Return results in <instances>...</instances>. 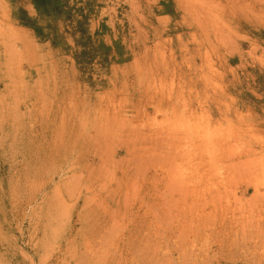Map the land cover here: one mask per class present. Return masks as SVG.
<instances>
[{
	"label": "rangeland",
	"instance_id": "374dc122",
	"mask_svg": "<svg viewBox=\"0 0 264 264\" xmlns=\"http://www.w3.org/2000/svg\"><path fill=\"white\" fill-rule=\"evenodd\" d=\"M68 4L71 22L0 0V264H264V0ZM179 68L198 95L186 88L162 114L143 112L137 102L158 97L155 79L177 82ZM115 107L159 129L160 152L170 143L161 158L152 139L128 155L119 148ZM102 114L104 139L93 136ZM99 150L104 163L91 159ZM226 165L232 186L197 195L189 214L200 223L186 220L187 189L220 183Z\"/></svg>",
	"mask_w": 264,
	"mask_h": 264
},
{
	"label": "bare ground",
	"instance_id": "6f19581e",
	"mask_svg": "<svg viewBox=\"0 0 264 264\" xmlns=\"http://www.w3.org/2000/svg\"><path fill=\"white\" fill-rule=\"evenodd\" d=\"M178 1V0H177ZM178 3V2H177ZM180 3V2H179ZM189 15V14H188ZM202 17V16H201ZM179 38V37H178ZM217 39H219V38H217ZM216 41V40H215ZM221 42V41H220ZM10 47V46H9ZM144 50H145V48H144ZM8 53V52H7ZM160 53V52H159ZM18 54V53H17ZM160 56V55H159ZM170 56V55H169ZM208 57V56H207ZM9 60V59H8ZM9 61H11V60H9ZM154 61V60H153ZM162 61H164V60H162ZM161 61V62H162ZM160 64V63H159ZM150 65H152L151 63H150ZM173 65V64H172ZM156 66H157V64H156ZM159 68V67H158ZM146 69H147V67H146ZM150 71H151V68L149 67L148 68ZM164 69V68H163ZM163 69H162V71H163ZM216 70V69H215ZM177 71V70H176ZM178 71L180 72L179 74H177V77H178V81L177 82H175V78H176V76H175V78L173 79H171V77H169L170 79H162V78H160V79H155V81H158L157 83H159V88L160 89H158L159 90V94H158V97L156 98L155 96V98L153 99L152 97L148 100V101H144V100H142L141 99V101L140 100H138L139 102H137V104H138V106H139V104L140 105H142V106H144V109H143V112H145V106L146 105H151V107L154 109V111L153 112H155V111H158L159 112V110L164 106V104H165V101H171V97H173L174 95H176L177 97H180V96H182L183 94H184V91H185V89L187 88H189V91H191V89H193V88H195V90H197L198 89V86H199V84H198V82L197 83H193V82H189L188 83V80L187 79H185L186 78V76H188V75H186V72L184 73L182 70H181V68H179L178 69ZM217 71V70H216ZM161 72V71H160ZM174 73H177V72H175L174 71ZM149 75V74H148ZM151 75H153V74H151ZM156 75V74H155ZM166 76V75H165ZM148 77V76H147ZM158 77V76H157ZM173 77V76H172ZM140 78H143V76L142 77H139V79ZM164 78V77H163ZM153 81V80H152ZM151 81V82H152ZM137 82H139V80L137 81ZM145 82V81H144ZM152 84H154V83H152ZM149 84H147V86H148ZM138 86V85H137ZM146 86V87H147ZM153 87H155V86H153ZM191 88V89H190ZM151 89V88H150ZM155 89H156V87H155ZM154 89V90H155ZM143 90H146V88H144ZM194 90V91H195ZM142 91V90H141ZM143 92V91H142ZM147 92V91H146ZM152 92H155L156 93V91H152ZM197 93H196V96L198 95V90L196 91ZM150 94V93H149ZM144 95H145V93H144ZM189 95V94H188ZM100 97V96H99ZM190 99V98H189ZM111 100V99H110ZM176 100H177V98H176ZM117 101V100H116ZM112 103V102H111ZM100 104V103H99ZM109 104V103H108ZM182 105H184V104H182ZM116 106H117V104H116ZM172 106H170V108H171ZM115 108H118V107H115ZM182 108H183V106H182ZM108 109H110V108H108ZM114 109V108H113ZM112 109V110H113ZM96 110V109H95ZM111 110V109H110ZM125 111V109H122V111L120 110V108H118V110L116 109V110H113V112H112V119H111V121L110 122H112V124H113V126H111L110 127V125H112L111 123L109 124V125H107V127H106V130H108L109 131V129L111 128L112 130H110L109 132H111L110 134L113 136V138L115 137V138H117L118 137V139H116V140H118V143L120 144V146H119V148L120 149H123L125 152H126V154L128 155L130 152H131V150L133 151L134 149H132V148H134L133 147V143H135V142H138L139 143V141L140 142H142V143H144V142H146L147 140L149 141L150 139H152V143H153V141H155V143H154V145H153V147H154V151H155V153L154 154H156V152L158 153V157L159 158H161V156H163L161 153H163V151H164V153H165V151H166V149H167V146L169 147V145L168 144H170V143H168L167 144V146H166V149L165 150H161V152H160V145L159 144H161V138H163L164 136H161V133L156 129V130H151L150 132L148 131V127L147 128H145V129H147V131L144 129V127H142V125L141 126H139V124L137 125V123H136V121H135V124L133 125V122H131V121H133V120H131V121H128L127 120V114H125V113H122V112H124ZM170 110V109H169ZM108 111V110H107ZM118 111H121L120 112V117L117 115L118 114ZM102 112V111H101ZM142 112V113H143ZM160 112H161V110H160ZM164 112V111H163ZM163 112H161V114L163 113ZM173 112H174V110H173ZM173 112H172V114H173ZM186 112V111H185ZM100 113V112H99ZM99 113H98V115H99ZM146 113V112H145ZM182 113V112H181ZM154 114H156V112L154 113ZM166 114V113H165ZM180 114V113H179ZM101 115V114H100ZM102 115H104V114H102ZM110 115V116H111ZM123 115H124V118L126 119V120H124V122H123ZM159 115V114H158ZM153 116V115H152ZM173 116V115H172ZM100 117V116H99ZM165 117H166V115H165ZM201 117V116H200ZM102 118V119H101ZM121 118H122V120H121ZM135 118V117H134ZM168 118V117H167ZM131 119H133V118H131ZM182 119V118H181ZM184 119V118H183ZM106 120V122H109L108 121V114L107 115H104L103 117H100V120H98V117H97V122H95V129H94V137H99V138H102V139H104L106 136H108L106 133H105V131H104V128H105V126L103 125L104 123V121ZM159 120V119H158ZM169 121H171V120H169ZM176 121V120H175ZM207 121V120H206ZM101 123H103L102 125H101ZM153 123V122H152ZM106 124V123H105ZM157 124V123H156ZM161 124V123H160ZM171 124V123H170ZM184 124V123H183ZM145 125V124H144ZM149 125V124H148ZM148 125H145V126H148ZM104 126V127H103ZM155 126V125H154ZM193 126V125H192ZM195 126V125H194ZM202 126V125H201ZM109 127V129H107ZM153 127V126H152ZM158 128H159V125L157 126ZM163 127H164V125H163ZM180 127V126H179ZM179 127H177V130H178V128ZM185 127V126H184ZM227 127V126H226ZM225 127V128H226ZM93 128V127H92ZM113 128H114V130H113ZM156 128V127H155ZM167 128V127H166ZM166 128L164 127V129L166 130ZM174 128V127H173ZM181 128V127H180ZM189 128V127H188ZM154 129V128H153ZM162 129V128H161ZM171 129V128H170ZM202 129H204V128H202ZM227 129V128H226ZM225 129V130H226ZM163 130V129H162ZM161 130V131H162ZM197 130V129H196ZM70 131V130H69ZM108 131H106L107 133H109ZM154 131V132H153ZM167 131V130H166ZM181 131H182V129H181ZM224 131V130H223ZM82 132V131H81ZM163 132V131H162ZM234 132V131H233ZM199 133V132H198ZM236 133V132H235ZM234 133V134H235ZM165 134H168V133H165ZM173 134H174V131H173ZM188 134V133H187ZM192 134V133H191ZM244 134V133H243ZM80 135V134H79ZM175 135V134H174ZM215 135V134H214ZM210 136V135H209ZM224 136V135H223ZM239 136V135H238ZM169 137V136H168ZM174 137V136H173ZM235 137V136H234ZM172 138V137H171ZM177 138V137H176ZM233 138V137H232ZM91 139H93V138H91ZM132 139V140H131ZM166 138L164 137V140H165ZM221 139V138H220ZM163 140V139H162ZM170 140V139H169ZM172 140V139H171ZM226 140V139H225ZM237 140V139H236ZM105 141L106 140H104V144H105ZM109 141H112V140H109ZM130 141V142H129ZM147 141V143H149ZM168 141V140H167ZM223 141V140H222ZM84 142V141H83ZM173 142H174V140H173ZM172 142V143H173ZM176 142V141H175ZM182 142V141H181ZM206 142V141H205ZM237 142H240L239 140L237 141ZM102 143V142H101ZM109 144H110V142H108ZM163 144H164V142H162ZM179 143V142H178ZM162 144V145H163ZM166 144V143H165ZM240 144V143H239ZM174 145V144H173ZM172 145V146H173ZM234 145H235V143H234ZM105 146V145H104ZM152 146V145H151ZM171 146V145H170ZM171 146V147H172ZM177 146V145H176ZM180 146V145H179ZM224 146V145H223ZM237 146H239V145H237ZM236 146V147H237ZM153 147H150L152 150H153ZM163 147V146H162ZM161 147V148H162ZM106 148V147H105ZM118 148V147H117ZM145 147H142V152H144L145 150H143ZM163 148H165V147H163ZM177 148V147H176ZM175 148V149H176ZM179 148V147H178ZM241 148V147H240ZM240 148H238V150L240 149ZM146 149V148H145ZM150 149V150H151ZM186 149V148H185ZM220 149H222V148H220ZM243 149V148H242ZM250 149V148H249ZM71 150V149H70ZM69 150V151H70ZM105 152H106V150H107V148L106 149H103ZM103 150H99L100 151V153L99 154H95V155H93V157H91V159H98L101 163H104V160H103ZM138 150V149H137ZM178 149H176L175 150V153L174 154H170V158L172 157V155L173 156H175V154H176V151H177ZM179 150H181L180 148H179ZM182 150H183V148H182ZM181 150V151H182ZM197 150V149H196ZM222 150H224V149H222ZM139 151V150H138ZM148 151V150H147ZM181 151H180V153H179V155L180 154H182L181 153ZM188 151H189V149H188ZM220 151V150H219ZM253 151V150H252ZM134 152V151H133ZM168 152H170V150L168 151ZM172 152V151H171ZM243 152V151H242ZM249 152V151H248ZM251 152V151H250ZM72 153V152H71ZM187 154H188V152H186ZM224 153H226V152H224ZM239 153V152H238ZM244 153V152H243ZM255 153V152H254ZM105 154V153H104ZM108 154V153H107ZM153 153H152V157L151 158H153V155H154ZM183 154H185V152H183ZM165 155V154H164ZM191 155H192V153H191ZM220 155H221V153H220ZM225 155V154H224ZM69 156V155H68ZM89 156V155H88ZM106 156H109V155H106ZM112 156H116V154H112ZM167 156V155H166ZM169 156V155H168ZM177 156V155H176ZM222 156V155H221ZM237 156H239V155H237ZM246 157L247 155H240L239 156V159H241L242 157ZM110 157V156H109ZM146 157H148L147 155H146ZM155 158H156V160H158V158L156 157V156H154ZM165 157V156H164ZM216 157H219V156H216ZM223 157V156H222ZM232 157V156H231ZM254 157V156H253ZM259 157V156H258ZM257 157V159H260V158H258ZM106 158V157H105ZM111 158H113V157H111ZM124 158V157H123ZM127 158V157H126ZM168 158V157H167ZM221 158V157H220ZM247 158H249V157H247ZM256 158V157H255ZM68 159H70V158H68ZM71 159H72V157H71ZM114 159V158H113ZM120 159H121V157H120ZM119 159V160H120ZM142 159V158H141ZM149 159V158H148ZM147 159V160H148ZM166 159V158H165ZM165 159L163 160V162H161V163H164L165 162ZM208 159V158H207ZM213 159V158H212ZM218 159V158H217ZM250 159V158H249ZM264 159V158H263ZM72 160H74V159H72ZM140 160V159H139ZM146 160V161H147ZM150 160V159H149ZM149 160L147 161V162H149ZM153 159H151L150 160V162L152 161ZM160 161H161V159H159ZM169 160V159H168ZM171 160V159H170ZM173 160V159H172ZM216 159H214V161H215ZM224 160H225V158H224ZM145 161V160H144ZM154 161V160H153ZM257 161V160H256ZM146 162V163H147ZM167 162V161H166ZM165 162V163H166ZM244 163L245 162H247V159L245 160V161H243ZM242 162V164H244ZM251 162H253V161H251ZM258 162V161H257ZM261 162V161H260ZM157 163V162H156ZM159 163V162H158ZM167 163H171L170 161L169 162H167ZM175 163V162H174ZM229 163H231V162H229ZM229 163H228V165H229ZM232 163H233V161H232ZM235 163V162H234ZM255 163V162H254ZM145 164V163H144ZM201 164V163H200ZM212 164H213V162H212ZM224 164H225V162H224ZM223 164V165H224ZM241 164V163H240ZM255 164H258V163H255ZM143 165V164H142ZM152 165V164H151ZM154 165H155V162H154ZM171 165H173V164H171ZM228 165H226L225 166V168H223V170L225 169V171H224V176L222 177V179L221 180H219V182L220 183H217V182H215V181H217L216 180V178L213 176V178H212V176H209L208 178L206 177V179H208L207 181H206V179L204 180V178H203V180L204 181H206V183H204L203 184V181H202V183H200L199 182V179H198V182L196 183H192L191 185H190V188H186L187 189V192H185V194L187 193V195H186V199H188V203H185V205L184 206H186V210H185V216H186V220H187V218L188 217H190L191 218V223L192 222H195V223H200V220H198V221H196V219L194 218V216L193 215H190L189 214V212L193 209V207H194V204L196 203V196L197 195H199V197H200V199H201V193L203 194V192L204 191H207L208 192V194H211V191L212 190H215V191H219V193L221 192V191H225L224 189L226 188V186L230 183V186H232L231 184H232V177L230 176V173L231 172H228L227 171V166ZM238 165H239V163H238ZM156 166V165H155ZM159 166V165H158ZM165 166V165H164ZM200 166V165H199ZM204 166V165H203ZM213 166V165H212ZM222 166V165H221ZM220 166V167H221ZM231 166H232V164H231ZM230 165L228 166V167H231ZM234 166V165H233ZM236 166H237V164H236ZM252 166H253V164H252ZM257 166V165H256ZM255 166V167H256ZM263 166V165H262ZM161 167V166H160ZM169 167H171V166H169ZM211 167V166H210ZM238 167V166H237ZM240 167V166H239ZM249 167V166H248ZM248 167H246V168H248ZM159 168V167H158ZM177 168V167H176ZM232 168V167H231ZM243 168V167H242ZM250 168V167H249ZM247 169V170H249L250 171V169ZM257 168H259V167H257ZM261 168V167H260ZM172 169V168H171ZM178 169V168H177ZM207 169V168H206ZM214 169V168H213ZM236 169V168H235ZM254 169H256V168H254ZM168 170V169H167ZM217 170V169H216ZM232 170V169H231ZM230 170V171H231ZM237 170V169H236ZM222 171V170H221ZM227 171V172H226ZM232 172H233V170H232ZM242 172H244V170L242 171ZM260 172V171H259ZM258 172V173H259ZM138 173V172H137ZM159 173V172H158ZM216 173V172H215ZM264 173V172H263ZM139 174V173H138ZM237 174L238 173H236L235 174V176L236 177H234V178H237V180H235V181H238V177H237ZM141 175V174H140ZM171 175V174H170ZM205 175V174H204ZM214 175V174H213ZM231 175H233V174H231ZM162 176V175H161ZM167 176H169V175H167ZM177 176V175H176ZM208 176V175H207ZM234 176V175H233ZM163 177V176H162ZM161 177V178H162ZM196 176H194V178H195ZM199 177H202L201 175L199 176ZM218 177V176H217ZM258 177V176H257ZM153 178L154 179H156V181L158 182V184L159 185H161V181H162V179L160 178V174H154L153 175ZM167 178H169L168 180H170V177H167ZM167 178H166V180H167ZM258 178H254V180H250V182L248 181V186L246 187V191H247V189L248 188H252V190H253V196L251 197L252 199H255V197L257 196V194H258V192H259V189H260V183H259V181L257 180ZM182 180V179H181ZM258 182H257V181ZM172 181V180H171ZM166 182V181H165ZM194 182V181H193ZM234 182V181H233ZM168 183V182H167ZM166 183V184H167ZM182 183V182H181ZM187 183H190V182H188V178H187ZM259 183V184H258ZM166 184H164L163 183V185H165L166 186ZM150 185V184H149ZM162 185V186H163ZM169 185V184H168ZM171 185V184H170ZM173 185V184H172ZM171 185V186H172ZM233 185H235V182H234V184ZM175 186V185H174ZM178 186V185H177ZM176 186V187H177ZM181 186V185H180ZM229 186V185H228ZM167 189L169 188L168 186L166 187ZM171 188V187H170ZM169 188V189H170ZM181 189V188H180ZM175 190V189H174ZM177 190V189H176ZM184 190H185V188H184ZM184 190H182L183 192H184ZM228 190H230V189H228ZM167 191V190H166ZM178 191H179V189H178ZM162 192H164V191H162ZM180 192V191H179ZM183 192H182V194H183ZM207 192H205V193H207ZM234 192V191H233ZM158 193H159V191H158ZM172 193H174V192H172ZM178 193V192H177ZM225 193V192H224ZM227 193H229V192H227ZM167 194V193H166ZM159 195V194H158ZM158 195L156 196L157 198H158ZM163 195H165V194H163ZM169 195V194H168ZM173 195V194H172ZM160 196H161V194H160ZM159 196V199L161 200V198L162 197H160ZM168 197H170V196H168ZM202 197H204L203 195H202ZM209 197V196H208ZM146 198V197H145ZM173 198H175V197H173ZM211 198V197H210ZM199 199V200H200ZM170 200V199H169ZM203 200V199H202ZM168 201V200H167ZM175 200L173 199V202H174ZM204 201V200H203ZM153 202V201H152ZM162 203H165V201H162ZM162 203L160 202V201H157L156 202V208L158 209V219L160 220V218L162 219V211H160V209H161V206H162ZM155 204V203H154ZM171 204V203H170ZM165 205V204H164ZM163 205V207L165 208L166 206H164ZM174 206V205H173ZM187 206H188V210H187ZM152 207V206H151ZM162 207V208H163ZM166 208H168V207H166ZM169 211H171L170 209H168ZM180 210V209H179ZM154 211V210H153ZM169 211H167L168 213H170ZM199 212V211H198ZM214 211L213 210H209V215H211V214H213L214 215V213H213ZM156 213V212H155ZM182 213V212H181ZM193 213H195V210H193ZM202 213L203 214H205V209H203L202 210ZM167 214V213H166ZM166 214H164V215H166ZM208 214V213H207ZM182 215H184V214H182ZM202 215V214H201ZM184 217V216H183ZM196 217H198V216H196ZM199 217H200V215H199ZM161 221V220H160ZM162 222V221H161ZM198 226V225H197ZM196 226V227H197ZM199 227V226H198ZM198 229V228H197ZM195 231V230H194Z\"/></svg>",
	"mask_w": 264,
	"mask_h": 264
},
{
	"label": "trees",
	"instance_id": "16d2710c",
	"mask_svg": "<svg viewBox=\"0 0 264 264\" xmlns=\"http://www.w3.org/2000/svg\"><path fill=\"white\" fill-rule=\"evenodd\" d=\"M38 14L48 19H63L71 22L73 19L72 9L68 0H30ZM78 28L81 23L77 22Z\"/></svg>",
	"mask_w": 264,
	"mask_h": 264
}]
</instances>
